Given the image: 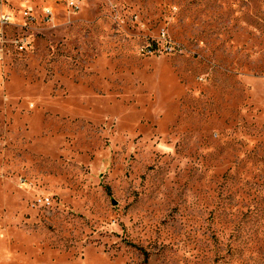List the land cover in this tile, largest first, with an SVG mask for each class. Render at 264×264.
Listing matches in <instances>:
<instances>
[{
  "label": "rangeland",
  "instance_id": "1",
  "mask_svg": "<svg viewBox=\"0 0 264 264\" xmlns=\"http://www.w3.org/2000/svg\"><path fill=\"white\" fill-rule=\"evenodd\" d=\"M2 16L0 264H264V0Z\"/></svg>",
  "mask_w": 264,
  "mask_h": 264
},
{
  "label": "built area",
  "instance_id": "2",
  "mask_svg": "<svg viewBox=\"0 0 264 264\" xmlns=\"http://www.w3.org/2000/svg\"><path fill=\"white\" fill-rule=\"evenodd\" d=\"M6 21H7V19L5 18V16H2V18L0 19V26L1 25H4V23H6ZM165 45H166V49L168 50V48L169 49H171V48H173V44L171 43V41H166V43H165Z\"/></svg>",
  "mask_w": 264,
  "mask_h": 264
}]
</instances>
